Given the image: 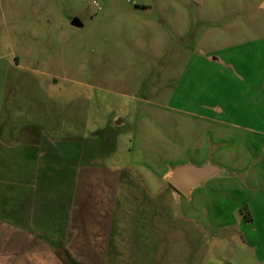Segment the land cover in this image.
Listing matches in <instances>:
<instances>
[{"label":"rangeland","instance_id":"obj_1","mask_svg":"<svg viewBox=\"0 0 264 264\" xmlns=\"http://www.w3.org/2000/svg\"><path fill=\"white\" fill-rule=\"evenodd\" d=\"M6 8L3 117L82 132L81 164L112 151L123 174L109 245L118 264H225L242 229L264 240V0ZM209 104L223 109L217 120L199 115ZM208 162L219 174L190 193L170 185L174 167Z\"/></svg>","mask_w":264,"mask_h":264},{"label":"crops","instance_id":"obj_2","mask_svg":"<svg viewBox=\"0 0 264 264\" xmlns=\"http://www.w3.org/2000/svg\"><path fill=\"white\" fill-rule=\"evenodd\" d=\"M8 1L0 0V14L7 12ZM9 65L0 62V264H73L67 251L83 263L107 264L112 257L108 264H118L119 250L109 245L123 174L112 163V151L103 159L99 148L97 163L81 164L82 132L51 124L24 129L13 123L15 116L5 119ZM216 108L204 106L199 115L217 120L223 109ZM60 168L64 177L53 179ZM259 204L264 207V201ZM251 219L245 225L258 230ZM239 235L235 257L225 264H264V240L250 238L243 229Z\"/></svg>","mask_w":264,"mask_h":264},{"label":"water","instance_id":"obj_3","mask_svg":"<svg viewBox=\"0 0 264 264\" xmlns=\"http://www.w3.org/2000/svg\"><path fill=\"white\" fill-rule=\"evenodd\" d=\"M193 1L197 3L203 2V0ZM215 174H219V169L210 162L201 166L188 163L174 167L168 176V181L178 192L188 194L193 187L205 178Z\"/></svg>","mask_w":264,"mask_h":264},{"label":"trees","instance_id":"obj_4","mask_svg":"<svg viewBox=\"0 0 264 264\" xmlns=\"http://www.w3.org/2000/svg\"><path fill=\"white\" fill-rule=\"evenodd\" d=\"M247 218H249L250 219V214H249V212H248V216H247ZM67 256H68V258L70 259V261L73 263V264H87V263H83V262H81V261H79V260H76L74 257H72V255L67 251Z\"/></svg>","mask_w":264,"mask_h":264}]
</instances>
